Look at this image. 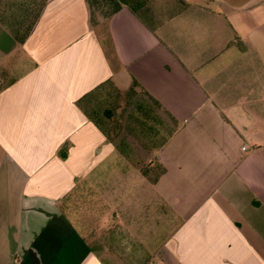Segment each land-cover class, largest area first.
I'll use <instances>...</instances> for the list:
<instances>
[{
    "label": "crops",
    "instance_id": "crops-1",
    "mask_svg": "<svg viewBox=\"0 0 264 264\" xmlns=\"http://www.w3.org/2000/svg\"><path fill=\"white\" fill-rule=\"evenodd\" d=\"M18 1L0 0V264H106L107 235L126 264H264V0H148L96 27L86 0H45L24 40ZM112 88L168 115L154 182L90 110ZM110 160L127 177L105 195ZM144 190L174 212L150 252Z\"/></svg>",
    "mask_w": 264,
    "mask_h": 264
},
{
    "label": "rangeland",
    "instance_id": "rangeland-1",
    "mask_svg": "<svg viewBox=\"0 0 264 264\" xmlns=\"http://www.w3.org/2000/svg\"><path fill=\"white\" fill-rule=\"evenodd\" d=\"M18 2V4L28 6L30 9L27 16L25 10H22V8L20 9L23 11V17L26 18H24L26 22L22 26L26 31L30 23L35 19L37 12L41 10L45 0H19ZM98 2L101 4L94 7L96 20L105 19L112 8V4L109 1L103 0H98ZM25 8L26 7H24V9ZM94 98L95 103L90 110H92L94 114H97V117L103 115L102 117L104 119L111 118L112 124L106 128V131L112 136V139L118 143L120 151L128 155L130 161H134L137 169H139V175H143L150 182L156 181L162 169L155 163L153 160L154 157H151L150 161L149 156L151 154L153 155V152L162 147L169 133H171L167 113L143 92L136 93L131 91L121 94L119 91L112 88L105 90L103 93L101 92ZM102 123L106 125L104 120H102ZM101 165L99 169L100 171L103 169L104 184L100 185L99 189L103 194L107 195V191L115 189L117 183H122L125 180L124 176L126 175L122 176V174H116L117 168L115 167V160L104 162ZM139 190L140 188H137L134 197L132 194L129 196L131 201L135 202L137 200V196L140 193L138 192ZM125 191L126 190L123 192ZM181 191V189L178 190L179 193H181ZM184 193L186 194V192ZM123 194L126 196H123L125 200L128 195L126 193H121V195ZM140 196L141 200H139L138 204L135 206L139 222L136 221L133 223L136 228L132 234L138 238L135 246L140 249L147 244L149 248L148 252H150L151 249H154L155 245H158L157 248H159L160 244L170 236L169 233L173 229L170 220L174 212L173 207H160V202L155 201L157 200L155 197L156 195L151 190H144V192H141ZM77 202V206H80L79 203H81V201L75 197L73 205L75 206ZM185 202L186 200L183 199V204H185ZM109 211L110 209L101 211L102 217L103 219L108 218V223L114 222L116 225L115 217L113 218L112 214L109 215ZM126 211V208L119 210V217L122 218L121 221L123 224V226L121 225L119 227L121 230L127 227L129 223L128 219H131L133 216L132 214H130V216L127 215ZM101 222L103 221H100V228L103 230L105 225H102ZM99 231L101 230L98 229V233ZM108 233H110V231H108ZM125 234H127V229H125ZM91 236L95 238L96 231L93 230ZM105 238V245L107 247L105 249L107 250L102 249V253L106 264H122V262L126 264L127 258L117 257L118 252L115 250L116 247L112 246L110 240L108 241V239H111V236L107 235ZM145 238H147V240L152 238L153 242L145 241ZM155 263H157V258H153L151 262V264Z\"/></svg>",
    "mask_w": 264,
    "mask_h": 264
},
{
    "label": "trees",
    "instance_id": "trees-1",
    "mask_svg": "<svg viewBox=\"0 0 264 264\" xmlns=\"http://www.w3.org/2000/svg\"><path fill=\"white\" fill-rule=\"evenodd\" d=\"M89 6V11H90V19H91V24L93 26H98L99 24H102L106 21H108L109 19H111L117 12H119L124 6H128L130 7L132 10L137 11L139 9H141L142 7H144L147 3L148 0H103V1H109L112 5L111 10L108 12V14L106 15L105 19H99L96 20V15L94 13V7H97L98 5H100L101 3L98 2V0H86ZM39 14V13H38ZM35 16V18L37 17V15ZM34 21V20H33ZM34 24V23H33ZM33 24H31L28 29L25 31V33L23 34L22 40L26 39V37L29 35ZM157 104V103H156ZM159 105V104H157ZM109 139H112L111 137H109ZM159 167H161V165H159ZM161 172L159 174V176L165 172V169L161 167ZM159 178V177H158ZM157 178V179H158Z\"/></svg>",
    "mask_w": 264,
    "mask_h": 264
},
{
    "label": "built area",
    "instance_id": "built-area-1",
    "mask_svg": "<svg viewBox=\"0 0 264 264\" xmlns=\"http://www.w3.org/2000/svg\"><path fill=\"white\" fill-rule=\"evenodd\" d=\"M247 149H248V148H247L246 146H245V147H243V150H244V151H247Z\"/></svg>",
    "mask_w": 264,
    "mask_h": 264
}]
</instances>
